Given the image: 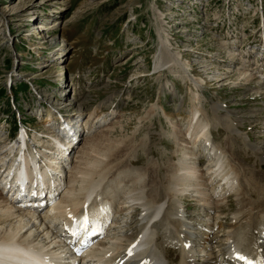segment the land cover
I'll list each match as a JSON object with an SVG mask.
<instances>
[{
	"label": "rangeland",
	"instance_id": "rangeland-1",
	"mask_svg": "<svg viewBox=\"0 0 264 264\" xmlns=\"http://www.w3.org/2000/svg\"><path fill=\"white\" fill-rule=\"evenodd\" d=\"M36 23L52 27L37 37ZM164 45L199 85L178 65L155 70ZM169 52L162 50L165 58ZM245 72L252 79H245ZM59 110L87 124L64 172L74 170L81 157L79 167L93 179L106 176L96 190L114 210L130 197L127 192L134 196L144 189L147 196L153 169L165 178L182 173L177 161L188 150L186 157H196L202 177L213 168L210 154L225 157L229 167L235 154L248 176H255L251 201H256L254 184L264 183V166L258 163L264 149L253 151L264 144V0H0V140L16 137L23 120L31 136L46 143L43 136L62 123ZM198 117L208 122L209 139H189V126ZM119 160L125 161L115 171ZM166 181L160 192L173 191ZM240 189L224 195L225 223ZM192 198L185 192L177 200L184 214L195 224L211 222ZM173 206L170 214L176 212ZM128 214H116L122 222L113 232L129 225L133 213ZM154 230L162 242L174 239L168 224ZM171 241L167 244L174 245ZM175 249L164 250L173 264L182 260Z\"/></svg>",
	"mask_w": 264,
	"mask_h": 264
},
{
	"label": "bare ground",
	"instance_id": "bare-ground-1",
	"mask_svg": "<svg viewBox=\"0 0 264 264\" xmlns=\"http://www.w3.org/2000/svg\"><path fill=\"white\" fill-rule=\"evenodd\" d=\"M50 27L52 26L36 23L32 29L33 35L43 37L44 32H47ZM55 42L61 44L58 40ZM163 49L169 52L166 45L163 46ZM162 50L155 62V70L178 65L186 73V78L189 77L194 85H199V81L190 78L186 72V64L181 63L177 54L169 52V57L165 58ZM226 72L230 74L233 70L228 69ZM245 73L244 78L246 79L249 76L247 72ZM238 84L241 82L237 81L236 85L238 86ZM196 96L197 92L194 93V98H197ZM215 109L219 108L215 107ZM197 112L196 109L192 120L197 118ZM73 120H67L69 126L62 128V136L58 129L44 135V139H48L46 140L47 144L41 145L44 150H41L37 155L32 153L33 151H22L21 145L17 142L13 145L10 144L11 140L8 136L0 140V264H31L30 257H27L28 249L34 253L35 250H44L47 252V258L62 260V264L68 263L63 259L71 258L69 255L71 249L61 245L66 242V238L60 237L55 232L54 226L56 221L61 218H66V225L74 226L76 223L74 219L80 216L85 209L94 219L97 218L100 224L107 222L108 226H111L119 222L120 227L122 221L113 220L108 201L99 199L100 201L97 202V198L100 196L96 190L98 182L104 181L106 176H101L98 180L93 179L89 172H85L86 170L79 167L78 162L82 158L78 155L73 166L75 169H70L67 175L64 172V169L67 168L64 167V162L71 158L72 152L79 146L76 144L69 153L66 150L73 144V137L80 138L79 125ZM46 121L49 122V118H46ZM207 126L208 122H202L198 117L197 121L192 122L189 126L188 130L191 131V133L188 132L191 135L189 139L197 141L203 136L205 139H209V132L206 131ZM65 128L73 132V136L67 138L65 143H61L66 132ZM184 138L187 140L186 134H184ZM33 139L37 142L40 141L36 136ZM30 147L33 149V146L29 144ZM262 148L264 149V144L263 147L254 145L253 151L259 153ZM188 151H183V156L179 157L177 161L179 171L182 170V173L180 171L173 174L172 177L165 178V176L159 177L156 173L158 170L153 169L156 172L155 175H152V188L146 190L147 196L143 195L141 191L145 190L140 187L143 190H138L140 192L137 195L133 196L131 192H127L130 197L118 202L117 206L120 209L118 211L115 208L118 211L116 214L123 215L127 212L129 215L128 212L133 213L131 217H128L130 223L128 225L126 222L121 227L123 231L117 233L111 230V233L105 238H101L97 243L94 241L90 247L91 249L96 247L90 252L94 261H98L100 264H173L167 256V252L164 253V250L172 247L181 252L182 260L177 264H205L209 259H211L209 264H222L224 259L231 258V254L237 252H244L252 258L255 257L258 264H264V183L261 184L259 180L260 186L254 184V188L258 192V199L251 201V193L255 191L252 187L255 176H248L249 172L239 157L233 154L234 157H231L229 161L231 166L229 167L225 157L210 154L211 157H214L212 159L213 168H208L209 176L202 177L201 169L199 170V165H196L194 160L196 157L192 155L186 157L189 154ZM4 154L5 157H3ZM187 158L188 161L185 163L184 160ZM124 161L119 160L114 163L115 171L122 167ZM258 163L263 168L264 157L260 156ZM23 164L26 170L25 174L21 170ZM169 168L170 165L167 166L168 170ZM32 173L41 175V177H36V190L43 192L53 187L54 194L58 193L50 208L44 210L42 214L36 209L20 207L4 192L9 187V191L12 190L19 195L23 194L25 176H31ZM252 174L255 175V171L251 172ZM165 180L171 184L169 190L173 191H167V189L163 192L159 191V187L163 186ZM85 182L87 185H84ZM237 187L241 188L234 197L237 207L232 210L229 222L225 223L222 219L226 217L222 216L225 213L223 208L226 203L224 192L236 190ZM99 188L101 189V186ZM209 188L212 189L211 192L208 190ZM185 192L196 200L195 203L201 206L200 209L204 210L201 213L205 215L203 218L207 217L206 219L211 222L206 221L208 223L205 225L195 224L194 222H198L197 220L193 221L191 219L193 217L184 214L185 210L179 202ZM214 193H217V199L213 196ZM209 196L214 198L211 199ZM172 206L176 210L174 214H170ZM110 207L112 208V206ZM135 213L138 214V217H135ZM257 219L261 221L259 225L254 222ZM217 222L219 226H216ZM166 224L170 225L174 239L168 238L162 242L159 239V233L155 232L154 228L158 226L164 228ZM244 239H249L250 242L244 245L242 242ZM168 241L173 242L174 245L167 244ZM196 247H200L199 251L205 249L207 252L204 255L198 254Z\"/></svg>",
	"mask_w": 264,
	"mask_h": 264
},
{
	"label": "snow or ice",
	"instance_id": "snow-or-ice-1",
	"mask_svg": "<svg viewBox=\"0 0 264 264\" xmlns=\"http://www.w3.org/2000/svg\"><path fill=\"white\" fill-rule=\"evenodd\" d=\"M85 220H87V217H85ZM238 258L242 259V260L245 259V257H243V256H239Z\"/></svg>",
	"mask_w": 264,
	"mask_h": 264
}]
</instances>
